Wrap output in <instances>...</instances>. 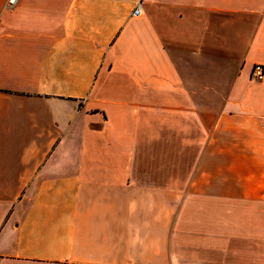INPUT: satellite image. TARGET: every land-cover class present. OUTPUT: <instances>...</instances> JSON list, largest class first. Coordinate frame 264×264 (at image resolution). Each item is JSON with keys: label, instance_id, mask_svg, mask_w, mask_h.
Here are the masks:
<instances>
[{"label": "crops", "instance_id": "0c3cea01", "mask_svg": "<svg viewBox=\"0 0 264 264\" xmlns=\"http://www.w3.org/2000/svg\"><path fill=\"white\" fill-rule=\"evenodd\" d=\"M256 64L264 0H0V264H264Z\"/></svg>", "mask_w": 264, "mask_h": 264}, {"label": "built area", "instance_id": "2783aa9c", "mask_svg": "<svg viewBox=\"0 0 264 264\" xmlns=\"http://www.w3.org/2000/svg\"><path fill=\"white\" fill-rule=\"evenodd\" d=\"M18 3V0H8V6L10 8L15 7ZM141 12V6L140 4L135 8L134 10V14L135 15H139ZM252 78L260 81L264 79V66L262 64H256L253 67L252 70V74H251Z\"/></svg>", "mask_w": 264, "mask_h": 264}]
</instances>
